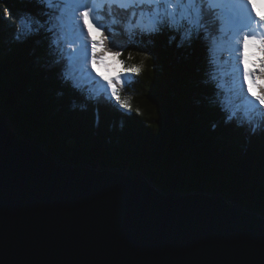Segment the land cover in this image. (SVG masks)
<instances>
[{
	"label": "trees",
	"instance_id": "obj_1",
	"mask_svg": "<svg viewBox=\"0 0 264 264\" xmlns=\"http://www.w3.org/2000/svg\"><path fill=\"white\" fill-rule=\"evenodd\" d=\"M62 6L58 0L52 7L40 0H0V108L12 129L63 163L128 168L146 174L164 191L218 193L264 215V117L249 121L241 107L229 121L231 111L221 105L226 86L217 87L220 82L207 74L209 67L219 66L209 64L211 41L204 45V29L224 35L223 19L205 11L200 39L189 44L181 43L192 29L189 23L129 33V18L135 23L140 11L151 13L152 6H113L111 14L106 5L99 8L97 25H105L100 31L108 37L105 51H120L128 68L140 70L126 74L131 86L118 90L129 110L110 90L97 95L93 84L101 83L100 76L96 83L77 74L65 78L67 58L50 54L52 34L46 30L49 16H59ZM8 11L15 18L27 14L34 31L17 39L20 26ZM110 21H116L111 32ZM113 35L122 47H112ZM249 58H256L251 49ZM263 83H254L253 92L259 94Z\"/></svg>",
	"mask_w": 264,
	"mask_h": 264
},
{
	"label": "water",
	"instance_id": "obj_2",
	"mask_svg": "<svg viewBox=\"0 0 264 264\" xmlns=\"http://www.w3.org/2000/svg\"><path fill=\"white\" fill-rule=\"evenodd\" d=\"M0 264H264V215L128 168L63 163L0 108Z\"/></svg>",
	"mask_w": 264,
	"mask_h": 264
},
{
	"label": "snow or ice",
	"instance_id": "obj_3",
	"mask_svg": "<svg viewBox=\"0 0 264 264\" xmlns=\"http://www.w3.org/2000/svg\"><path fill=\"white\" fill-rule=\"evenodd\" d=\"M41 3H47L49 7L53 6V0H40ZM63 6L59 9V16H49V20L46 22L50 24L47 27V32L51 33V43L49 44L50 54L60 53L61 58L67 56L69 60L68 70L64 73L65 78H75V74H79L81 78L95 79L91 76L89 71V64L91 69L95 70L97 75L100 76L105 84H98L97 95L100 92L107 93L110 90L111 97L114 98L121 107L130 110V105L127 102L121 101L117 91V83L121 82L119 75L115 78L104 74L100 71L97 65H104L107 67L109 59L119 63L117 59L121 56L120 51L112 52L111 49L105 51L106 41L108 37L100 31V28H104V24H99V28L95 26L100 22V17L97 14V10L103 6H107V11L111 14L114 11L113 6H117L122 9L134 7L139 9L140 6H152L153 11L148 13L146 11H140L139 19L133 23L129 18L127 23V30L132 33L134 28H139L141 31L155 33L161 31L166 25L179 28L182 20L192 25V29L185 31L181 43L188 41L189 44L193 40H199V30L204 28L201 23V9L204 5H207L208 9L215 7H232L231 4H223L221 0H58ZM251 5V9L247 7ZM238 12L231 13L224 17V27L221 32L224 35L214 36L208 32L205 28L204 31L208 33L203 38V43L207 46L208 41H211V48L209 52L211 54L212 64H219L218 54L221 51H227L231 57V69H232V88L238 89V95L243 97V103L245 106V116L249 121H252L255 117H264V85L261 86L260 93L253 92V85L257 81L264 79V32L257 33V29L254 26L258 24L260 28H264V14L255 12L256 3L255 0H240L237 5ZM7 13V10H5ZM255 12V16L252 13ZM133 16L136 15L134 10ZM207 15V12H205ZM22 16L20 19V32L17 33V39L21 36H27L33 32L34 29L31 26L29 19ZM116 21H113L115 23ZM35 23L40 24L38 20ZM44 24H40V28H44ZM109 32H111V25L107 26ZM247 29V31H245ZM87 30V34H85ZM38 31V29H36ZM94 31L97 33L94 35ZM227 36V39H225ZM47 39V37H45ZM90 40V48H89ZM129 42H131V37ZM55 46L54 48L52 46ZM72 48L73 51L68 52L64 47ZM123 45L117 43L115 36L113 35L112 47L119 48ZM249 49L253 50V55L257 58L250 61ZM239 53V55H236ZM99 55V59L97 58ZM58 63V61H57ZM228 63L227 61L225 62ZM243 65L241 69L239 65ZM250 64L252 66H250ZM257 69H259V75H257ZM128 73H138L140 70L137 67L122 69ZM220 72V68L212 70L209 67L207 74L211 80H217V73ZM125 84L130 83V80L125 79ZM207 83V81H205ZM247 84V93L253 96V99H249L244 93V84ZM79 87V83L75 84ZM217 87H225L224 82L220 81ZM219 96V93H217ZM259 102L257 105L256 102ZM222 107L231 111V115L228 116V120L231 121L233 117L237 115L239 105L233 107L232 101L225 97L221 101ZM259 127V124H257ZM255 131V128H253Z\"/></svg>",
	"mask_w": 264,
	"mask_h": 264
},
{
	"label": "rangeland",
	"instance_id": "obj_4",
	"mask_svg": "<svg viewBox=\"0 0 264 264\" xmlns=\"http://www.w3.org/2000/svg\"><path fill=\"white\" fill-rule=\"evenodd\" d=\"M221 1H223L224 3H228V0H221ZM260 2L263 5H261ZM231 3L234 5V7H237V5L240 3V0H232ZM255 3H256V8L258 10H260L262 12V14H264V0H255ZM249 6L251 7V5H249ZM238 10H239V8H238ZM255 12H257V11H255ZM8 13L9 14L8 15L6 14V15L8 17H11L14 20H16L17 23H18L17 25L20 26V19H21V17L23 15H21V14L19 16L17 15V17L15 18V17H13V14L10 11H8ZM25 18L28 19V17H25ZM184 22H182L183 25H184ZM112 24H113V22L110 21L111 27H112ZM31 26H32V23H31ZM256 29H257V33H258L259 32V29L258 28H256ZM245 31H247V29H245ZM85 34H87V30H85ZM93 34L96 35L97 33L94 31ZM90 43L91 42L89 40V48H90ZM64 47L67 49L68 52L73 51L72 48H67V45H64ZM251 51H253V50L251 49ZM227 53L228 52H224V53L223 52H220L218 54V56H219V65H221L222 63H224V61L225 62L226 61L228 62V71H229V74H225L226 73L225 72L226 71V68L222 69V67L220 66V72L217 73L218 79L216 81L219 82V80H221V81L224 82V85L226 86L223 89V95H224V97L233 96V98L234 97L236 98V97L239 96L237 94L238 93V89H233L232 88V82L230 81L231 79H233L232 72L230 70V67H231V57ZM236 55H239V53H237ZM97 58L99 59V55H98ZM117 59L120 61L119 63H116L115 61H112L111 59H109V61L107 62V67L104 66V65H97V67L100 68V71L101 72H103L104 74L109 75L111 77H114L115 78L117 75H119V77L121 79V82L120 83H117V91H118L120 87H124V84L125 83L123 81L126 79L125 78L126 74H128V72H124V71H122V69H125V68H128V67H127L126 64H124V62L122 60H120L119 57ZM255 59H257V58H255ZM222 60H224V61H222ZM68 64H69V60H68ZM89 71L91 72V76L92 77H95V79H91L90 80L88 78H81L80 76L79 77L81 79H83V80H87L89 82L96 83L95 81H97L99 79V76L97 75V73H96L95 70H92L91 69L90 64H89ZM256 71H257V75H259V69H257ZM241 72H242V69H241ZM77 75H79V74L77 73ZM105 83L106 82L103 81V79H101V83H97V84H93V85H94V87L95 86L98 87V84H105ZM245 85H246V83L243 86L244 87V93H245V95H247L249 99H253V97H250L249 94L247 93V85L246 86ZM263 85H264V83H263ZM129 86H131V85H129ZM232 102L234 103V107L237 106L235 104V99L232 100ZM256 103H257V105H259V102L258 101ZM238 105H239V108L245 107V106H243V97L240 98V102L238 103ZM259 107L264 108V106H259Z\"/></svg>",
	"mask_w": 264,
	"mask_h": 264
},
{
	"label": "clouds",
	"instance_id": "obj_5",
	"mask_svg": "<svg viewBox=\"0 0 264 264\" xmlns=\"http://www.w3.org/2000/svg\"><path fill=\"white\" fill-rule=\"evenodd\" d=\"M185 2H186V0H185ZM227 4H229V2L228 3H225V5H227ZM260 4L261 5H263L261 2H260ZM225 7V6H224ZM203 9H205V11H208V12H212V11H214V12H216L217 11V13L218 12H221V14H217L216 16V19L219 21V18L218 17H221L222 19H223V21H224V17L225 16H227V15H229V14H231L230 12L228 13H226V12H223L222 13V11H223V7H221V8H211V9H208L207 8V5H204L203 7H202ZM232 8H235L236 9V11L238 12L239 10H238V7H234V5H232ZM222 9V10H221ZM184 21V20H183ZM182 21V22H183ZM219 22H221V21H219ZM93 23L95 24V26L98 28V25H97V23H96V21H93ZM182 24V23H181ZM66 57V56H65ZM67 58V57H66ZM67 61H68V58H67ZM244 106V105H243ZM98 122V121H97ZM125 170V169H124Z\"/></svg>",
	"mask_w": 264,
	"mask_h": 264
},
{
	"label": "bare ground",
	"instance_id": "obj_6",
	"mask_svg": "<svg viewBox=\"0 0 264 264\" xmlns=\"http://www.w3.org/2000/svg\"><path fill=\"white\" fill-rule=\"evenodd\" d=\"M247 7H248L249 9H251L250 6L247 5ZM255 11H257V12H259V13L262 14V12H261L260 10H258L257 8L255 9ZM252 15L255 16V12H253ZM253 23H254L255 27H258V29H259L258 34L261 33V32H264V28H260L258 24H255V21H254ZM228 98H229L231 101L235 99V104L238 105V103L240 102V98H241V97L238 96V97H236V98H235V97L233 98V96H232V97H228ZM232 105H233V107H234V103H233V102H232Z\"/></svg>",
	"mask_w": 264,
	"mask_h": 264
}]
</instances>
